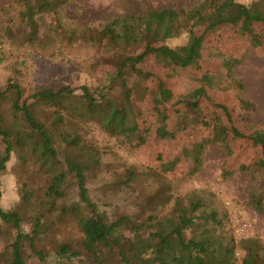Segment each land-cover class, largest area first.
<instances>
[{"label": "trees", "instance_id": "trees-1", "mask_svg": "<svg viewBox=\"0 0 264 264\" xmlns=\"http://www.w3.org/2000/svg\"><path fill=\"white\" fill-rule=\"evenodd\" d=\"M71 1L12 0L5 8L10 12L11 8H18L17 20L23 26L20 39L30 48L36 46L41 51L57 40H65L68 45H89L95 51L99 50V58L105 62L117 53L127 54L117 63L116 75L106 87L110 89L113 83L119 82L123 88V104L114 101L103 104L106 88L91 90L87 85L55 88L40 84L25 99L19 84L8 83L0 88V103H8L11 118V123H3L0 115V143L3 145L0 175L5 173L7 163L15 153L22 158V164L37 163V169L30 177L20 176L17 182L23 195L21 205L34 212L30 231L21 229L22 217L17 210L5 211L0 207V221L13 233L6 248L9 253L0 258L5 257V264H26L27 254L38 264H47L50 255L53 258L49 264H263L264 237L236 239L228 206L209 190H191L176 196L171 210L164 215L158 214L156 206L139 219L122 213L110 216L106 211L100 212L87 186L93 163L90 154L85 152L89 149L88 139L80 124L94 121L103 131L119 138L121 145L133 147L132 137L136 134L137 124L130 104L140 90L138 86L144 88L143 83L152 76L140 67L146 56L156 55L175 67H190L202 59L208 33L238 22L246 36L255 38L249 25L264 24V0L249 5L236 0H202L188 10L148 8L138 15L115 17L101 29H65L60 13ZM5 8L0 7L1 10ZM46 12L52 14L50 24L48 31L40 35L35 16ZM198 27L200 33L196 31ZM5 31L9 38H16L9 24ZM183 35L187 39L181 46L174 48L161 44ZM7 57L0 40V64ZM126 70L139 79L138 84L125 81ZM157 89L162 90L160 80ZM203 96V90L196 89L182 94L177 102L195 107ZM29 101L32 105L40 104L46 114L33 115ZM231 132L233 137L252 141L264 157V133L253 131L245 136L235 128ZM213 142L215 140L200 144L192 154V174L200 168L205 144ZM223 144L228 149L229 146ZM240 168L253 175L249 198L259 208L264 193L253 191L264 182V179L255 178L257 175L264 177V162ZM39 176L45 178L44 182L35 186ZM133 180L132 173L128 172L124 186L130 188ZM70 186L76 191V201L55 208V202L66 197ZM1 195L0 188V199ZM169 203L166 199L156 205L168 206ZM53 210L59 212V217L71 218L73 227L80 234L77 249L62 241L57 242L50 253L41 245L54 224L49 223L54 220L51 217Z\"/></svg>", "mask_w": 264, "mask_h": 264}, {"label": "rangeland", "instance_id": "rangeland-1", "mask_svg": "<svg viewBox=\"0 0 264 264\" xmlns=\"http://www.w3.org/2000/svg\"><path fill=\"white\" fill-rule=\"evenodd\" d=\"M11 1L0 0V7L5 8ZM236 1L249 5L257 0ZM200 2L202 0H72L62 9L60 21L65 29H101L115 17L138 15L148 8L188 10ZM17 10L0 9V40L8 53L0 64V88L8 83L19 84L23 99L40 84L55 88L87 85L91 90L105 89L116 75L117 63L128 56L117 53L105 62L99 58V50L89 45H68L65 40H57L41 51L36 46L30 48L20 39L23 26L17 20ZM51 16L47 12L35 16L38 34L48 31ZM8 24L13 27L14 39L6 35ZM249 29L255 38L246 36L239 22L215 28L205 36L202 59L190 67H175L156 55L146 56L140 67L152 76L143 83L145 89L138 86L140 90L130 104L137 124L133 147L122 146L119 138L103 131L94 121L80 124L88 139L89 149L85 152L90 154L93 163L87 186L100 212L106 211L110 216L122 213L139 219L156 206L158 214L164 215L171 210L176 196L191 190H209L222 204L229 203L231 217L234 210L239 211L252 223L254 236L264 237V196L259 208L250 202L253 175L240 168L264 162V157L252 141L233 137L231 132L235 128L245 136L253 131L264 133V24L249 25ZM196 31L200 33V27ZM186 39L183 35L161 44L175 48L185 44ZM124 73L129 84L139 83L130 70ZM158 80L162 82L161 91L157 89ZM118 83L106 88L103 104L108 101L123 104V88ZM196 89H202L205 96L195 107L177 102L182 94ZM28 104L33 115L46 114L40 104L32 105L30 101ZM8 108V103H0L3 123H11ZM211 140L215 142L205 144L200 168L192 174V154L200 144ZM21 159L16 153L11 155L5 173L0 175V207L5 211L17 210L22 217L21 229L29 232L34 212L21 205L23 195L17 182L20 176L30 177L37 163L22 164ZM128 172L134 177L130 188L123 184ZM255 178L264 179L262 175ZM44 179L39 176L35 186H41ZM253 192L264 193V182ZM166 199L170 200L168 206L156 205ZM74 201L76 191L70 186L66 197L58 199L54 206L59 209ZM59 216L57 210L52 211L54 220L49 223L54 224L41 242L50 253L57 242H69L74 249L79 243L80 234L71 218ZM12 236V231L0 221V256L9 253L6 248ZM52 258L50 255L47 264ZM4 260L5 257H1L0 264H5ZM26 262L38 264L29 254Z\"/></svg>", "mask_w": 264, "mask_h": 264}, {"label": "built area", "instance_id": "built-area-1", "mask_svg": "<svg viewBox=\"0 0 264 264\" xmlns=\"http://www.w3.org/2000/svg\"><path fill=\"white\" fill-rule=\"evenodd\" d=\"M225 204L229 205L227 201L225 202ZM231 222L233 235L236 239H246L251 236H254L252 223L249 222L245 217H242L239 211H233Z\"/></svg>", "mask_w": 264, "mask_h": 264}]
</instances>
